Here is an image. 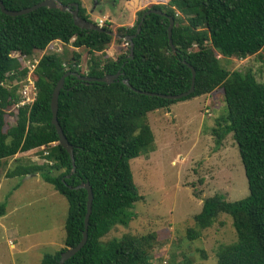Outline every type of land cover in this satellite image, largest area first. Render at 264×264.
<instances>
[{"label": "trees", "instance_id": "trees-1", "mask_svg": "<svg viewBox=\"0 0 264 264\" xmlns=\"http://www.w3.org/2000/svg\"><path fill=\"white\" fill-rule=\"evenodd\" d=\"M1 1L9 10H21L42 0ZM59 1L64 5L78 3L79 16L92 21L80 0ZM149 9L161 10L166 16L153 12L143 15ZM136 16L133 26L116 28L120 41L134 35L132 55L128 41L126 52L111 58L106 54L114 40L110 23L102 26V31L85 30L74 25L70 12L58 8L44 6L18 16L0 10V165L17 154L53 144L49 157L54 163L18 165L7 177L38 173L68 204L65 247L45 253L40 264H56L61 252L81 240L87 191L79 185L85 183L93 193L87 241L63 264H151L152 235L128 233L103 240L113 227L128 226L133 204L143 197L133 180L130 160L154 150L153 132L144 117L216 90L223 95L226 115L216 120L211 135L220 146L232 134L249 194L235 201L222 194L205 198L194 216L195 228L187 229V237H199L219 215L226 214L232 219L237 240L220 246L217 264H264V83L258 82L250 69H225L215 53L243 59L264 51V0H169L168 4L141 8ZM169 16L174 20L171 39L176 53L169 44ZM54 41L86 49L91 56L87 70L82 72L79 60L74 61L78 54L73 56L74 62L44 54L33 70L35 98L20 104L19 86L12 82L24 78L28 71H19L13 54L31 56ZM190 66L195 70V85L188 96L171 100L141 93L175 95L187 91L192 82ZM68 71L90 77L119 73L109 84L85 83L73 74L65 78L57 119L73 147V172L68 152L58 143L50 107L53 89ZM124 79L138 92L126 86ZM14 105L18 109L11 125L7 110ZM4 211L5 204L0 203V216Z\"/></svg>", "mask_w": 264, "mask_h": 264}, {"label": "rangeland", "instance_id": "rangeland-1", "mask_svg": "<svg viewBox=\"0 0 264 264\" xmlns=\"http://www.w3.org/2000/svg\"><path fill=\"white\" fill-rule=\"evenodd\" d=\"M98 1L80 0L92 23L100 27L111 24L114 40L110 54L116 58L128 47L126 38L118 40L116 28L133 26L136 11L153 4H168L169 0ZM116 46H120V52ZM75 49L71 43L55 42L31 56L14 53L19 71H28L24 78L12 82L19 86L20 102L34 100L33 70L44 54H55L63 62L73 61L78 54L74 61L79 60L78 67L85 72L91 56L86 49ZM215 53L225 69H250L255 79L264 83L263 50L243 59L224 57L216 50ZM17 109L18 105H14L7 110V123H14ZM224 115L226 105L220 90L147 113L144 120L153 132L154 150L130 160L133 180L143 197L133 204L128 226L113 227L103 240L128 233L152 235L151 264H217L220 246L237 240L232 219L219 215L192 240L187 237V229L195 228L194 216L200 212L205 198L222 194L226 200L235 201L249 194L232 134L220 146H216L211 135L216 120ZM51 146L37 148L36 153H22L17 159L11 157L0 165V203L5 204L4 215L0 216V264H40L45 253L65 247L66 198L38 173L6 177L18 165L54 163L49 157Z\"/></svg>", "mask_w": 264, "mask_h": 264}, {"label": "water", "instance_id": "water-1", "mask_svg": "<svg viewBox=\"0 0 264 264\" xmlns=\"http://www.w3.org/2000/svg\"><path fill=\"white\" fill-rule=\"evenodd\" d=\"M44 6L48 7V8H58L61 11L70 12L71 15H72V18H73L74 25H76L77 27H79L81 29L97 30V31H102L103 30L102 27H100L99 25L94 24L92 22H89V21L81 18L79 16V13H78L79 12V5H78V3H75V2L71 3L69 5H64L59 0H42L41 2L35 4V5L31 6V7H28V8H24V9H21V10H9V9L5 8L3 2L0 0V10H1V12H3L6 15H9V16L23 15V14L29 13V12H31L33 10H36L39 7H44ZM72 7H74V9H72ZM151 12L166 16V14L164 12H162L161 10H158V9H149L143 15L149 14ZM168 18H169V26H168L169 44H170L171 49L173 50V52L176 53L175 52V47H174V45L172 43V39H171L172 27H173V24H174V20H173V18L171 16H169ZM141 22L138 24L136 34L140 30ZM112 34L114 35L113 32H112ZM133 36H127L126 37V39L131 44L130 45V55H132V52H133V44L131 42ZM190 68L192 70V82H191L190 88L187 91H185L183 93H180V94H175V95L154 94V93H151V92H141V93H144V94H147V95H158L160 97L171 99V100H174V99L175 100H180V99L188 96L189 94H191L194 91V85H195V70L191 66H190ZM71 74L75 75L77 79H79V80H81V81H83L85 83L97 81V82H105V83L109 84V83L114 82L118 78L119 73H116V74H113V75L108 74V75H104L102 77H90V76H87V75H81V74H79L77 72L68 71V72H66L65 74H63L60 77V79L57 81V83H56V85H55V87L53 89V92H52V95H51V102H50V107H51V112H52L51 123L55 127V129L57 131V134L59 136L58 143L63 148H65V150L68 152V154H69V156H70V158L72 160V165H73L72 166V172H73L74 169H75L74 156H73V147H72L71 144H69L66 136L64 135V133H63V131L61 129V126H60V124L58 122V119H57L59 93H60V90L64 86L65 78L68 75H71ZM123 83L126 86H128L129 88H131L132 90L138 92V90H136L129 83V81L127 79H124ZM79 187H83L87 191V212H86V215H85V218H84L85 229L83 231L82 238L79 241V243L76 246L69 247L66 250H64L63 252H61L60 258H59V260H58V262L56 264H63L67 259H69L74 254H76L84 246V244L87 241V226H88L89 216H90V213H91L93 193H92L91 186L88 183L80 184Z\"/></svg>", "mask_w": 264, "mask_h": 264}, {"label": "crops", "instance_id": "crops-1", "mask_svg": "<svg viewBox=\"0 0 264 264\" xmlns=\"http://www.w3.org/2000/svg\"><path fill=\"white\" fill-rule=\"evenodd\" d=\"M98 17H101V16H98ZM130 21V20H129ZM128 25V24H127ZM55 42H58V41H54V42H52V43H55ZM51 43V44H52ZM60 43V42H59ZM116 49H117V52L119 51L120 52V46H116ZM76 51H77V49H75ZM111 45L109 46V48L106 50V53H107V56L109 55V57H111V58H115V57H112V55L110 54L111 52ZM211 94V93H210ZM210 94H206V95H210ZM202 96H205V95H202ZM36 150L37 149H33V150H30V151H27V152H24V153H36ZM22 153H20V154H17V155H15L14 157H13V159H17V157L19 156V155H21ZM7 177V176H6ZM11 246H13L12 244H11Z\"/></svg>", "mask_w": 264, "mask_h": 264}, {"label": "built area", "instance_id": "built-area-1", "mask_svg": "<svg viewBox=\"0 0 264 264\" xmlns=\"http://www.w3.org/2000/svg\"><path fill=\"white\" fill-rule=\"evenodd\" d=\"M33 100H30V99H28V100H26V102L25 101H22V102H20L22 105L23 104H25V103H31Z\"/></svg>", "mask_w": 264, "mask_h": 264}]
</instances>
